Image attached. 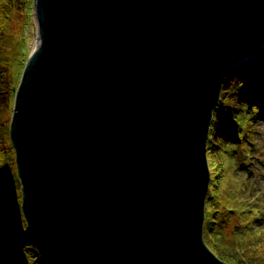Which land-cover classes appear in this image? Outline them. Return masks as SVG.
<instances>
[{
  "label": "water",
  "instance_id": "obj_1",
  "mask_svg": "<svg viewBox=\"0 0 264 264\" xmlns=\"http://www.w3.org/2000/svg\"><path fill=\"white\" fill-rule=\"evenodd\" d=\"M10 138L49 264H227L203 241L206 142L264 0H33Z\"/></svg>",
  "mask_w": 264,
  "mask_h": 264
},
{
  "label": "trees",
  "instance_id": "obj_2",
  "mask_svg": "<svg viewBox=\"0 0 264 264\" xmlns=\"http://www.w3.org/2000/svg\"><path fill=\"white\" fill-rule=\"evenodd\" d=\"M6 5L31 8L32 1L8 0ZM2 86L0 77V106L8 111L16 86ZM263 117L264 46L227 73L206 143L210 182L203 240L227 264H264V187L256 183L264 169V156L258 151V124ZM14 229L7 214L0 215V232L4 235L0 238V254L10 261L16 244L28 239L40 245L32 235L30 238ZM42 257L43 250L37 258Z\"/></svg>",
  "mask_w": 264,
  "mask_h": 264
},
{
  "label": "rangeland",
  "instance_id": "obj_3",
  "mask_svg": "<svg viewBox=\"0 0 264 264\" xmlns=\"http://www.w3.org/2000/svg\"><path fill=\"white\" fill-rule=\"evenodd\" d=\"M7 3L8 0H0V77L2 87L17 85L27 57L35 46L37 31L32 8H7ZM12 106L13 104L8 111L5 106H0V215L7 214L9 220L15 225V233L23 232L27 237H30L33 234L25 226L21 207L22 184L18 176L15 149L10 138ZM258 130V151L264 156V117L259 121ZM257 177L256 183L264 187V169H262L261 177ZM0 238H4L2 232H0ZM16 241L12 240V243ZM25 241L13 249L15 254L12 253V261L0 254L2 264H49L47 256L42 257V260L37 258L42 254L41 245L38 246L33 240L26 239Z\"/></svg>",
  "mask_w": 264,
  "mask_h": 264
},
{
  "label": "bare ground",
  "instance_id": "obj_4",
  "mask_svg": "<svg viewBox=\"0 0 264 264\" xmlns=\"http://www.w3.org/2000/svg\"><path fill=\"white\" fill-rule=\"evenodd\" d=\"M32 2H33V0H31ZM36 23V30H37V22H35ZM36 34H37V31H36ZM14 102V101H13Z\"/></svg>",
  "mask_w": 264,
  "mask_h": 264
}]
</instances>
